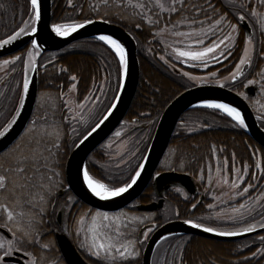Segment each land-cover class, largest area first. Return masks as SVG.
Segmentation results:
<instances>
[{"label":"snow or ice","instance_id":"snow-or-ice-1","mask_svg":"<svg viewBox=\"0 0 264 264\" xmlns=\"http://www.w3.org/2000/svg\"><path fill=\"white\" fill-rule=\"evenodd\" d=\"M252 0H229L228 7L235 8L233 15L236 23L228 18L227 13H220L212 0H97L89 5L90 9L97 13L104 22H109L106 17L109 12L101 13V9H114L112 14L120 15L121 10L130 9L135 26L142 25L136 21H145L149 29H155L153 38L161 45L162 54L159 60L169 68L176 70L177 64L187 65L189 68L207 69L211 63L223 64L232 56L239 37L240 22L251 18L254 26L259 25V30L264 33V0H256L257 7H248ZM71 6V0H69ZM246 10V11H245ZM42 21L41 0H30V16L23 21V26L13 35L6 39H0V49L22 37H35L38 26ZM96 21L88 18L71 23H54L51 31L56 36L67 37L79 29L93 25ZM97 40L114 49L118 62L123 67V75L129 74L128 53L123 43L113 35H99ZM30 48L26 52L25 72L35 71L37 68L36 57L39 55L40 44L33 38L27 42ZM35 50V51H33ZM149 54H154L153 49H147ZM254 42L253 36L248 35L245 40L242 54L234 64L227 76L219 78L217 71H212L209 76L193 75L189 71L180 70V75L197 84H218L225 87L226 83H235L238 79L245 78L247 69L253 62ZM21 60V55L14 58L4 59L3 65L15 64ZM67 71V69H61ZM211 77V79L209 78ZM71 84L69 92L61 91L60 99L63 103L59 106L63 114L64 106L68 107L69 114L62 115V122L55 124L49 121L48 114L39 117V122L33 120L26 135L29 142L26 146L16 144L5 157H0V264H10V261L19 256L16 264H61L59 259L47 255L54 248V242L45 238L44 225L47 223L46 216L49 209L55 208L57 193L63 191L66 196L65 211H71V205L76 203L68 194V189L63 180V159L68 142L79 148L97 131V129L113 114L111 110L100 121L89 127L90 115H85V109L91 113L95 107L93 98L99 100L94 92L87 96H77L71 100H63L70 93H78L76 75L70 74ZM106 80V78H105ZM259 86V91L264 94V69H261L254 78H248L243 88ZM63 89V85L58 86ZM93 87L106 98L103 83ZM119 87L117 92H119ZM29 92V80L25 76L22 82V95L19 99V109L25 103V97ZM245 100L250 97L244 92H239ZM120 97L115 96L110 104V109H115ZM260 109H264V103L257 100ZM89 105L92 107L89 108ZM204 108L221 110L235 122L234 126L247 128L245 116L238 107L229 103L207 100L202 105ZM43 107V106H42ZM54 110L57 105L51 106ZM20 112L17 110L10 121L0 127V138L5 137L17 123ZM264 122V111L257 117ZM80 124L85 128V134L74 126ZM70 127V132L65 131L63 124ZM129 122H125L127 124ZM135 124V122H132ZM117 138L121 132L115 133ZM77 137H80L77 143ZM23 139V138H21ZM128 141H123L122 146L127 147ZM109 149L112 144L107 145ZM224 149H219L223 152ZM123 156V152H117ZM135 155V152H132ZM210 157L214 161L206 164L207 169V192L215 184L221 189L220 194H214L215 202L208 203V209H217L220 205L227 207L216 211V219H226L237 227L221 230L216 227L206 226L203 223L185 219L184 223L192 228L200 229L205 233H212L220 237H238L248 233L264 229V183L258 177H264V166L258 158L254 165L247 163L238 164L235 152L231 153V171H229V157L218 156L217 146L211 145ZM255 155V153H253ZM126 162V161H125ZM179 167L184 163L177 161ZM119 167V164H117ZM250 168L258 171H252ZM134 175L122 185H110L94 178L88 165L78 167L77 174L82 176V183L92 196L100 201H111L127 193L141 177L144 170L143 162L137 165ZM160 173H157L159 176ZM205 169H201L199 179L205 181ZM247 181V182H246ZM243 185V186H242ZM253 189L256 195H251ZM182 192V189H177ZM187 199V196H185ZM199 201L192 203L191 208L196 209ZM179 216V210L175 213ZM256 215L261 217L256 222H251ZM206 217H201L205 219ZM212 218V217H207ZM152 217H139L129 215L126 212L111 214L100 209L88 208L75 215L71 223H65L61 231L66 232L72 238V242L88 257L93 258L95 264H140L143 246L149 240L150 233L155 230V225L147 227L145 221H151ZM146 229V230H145ZM170 237H164L168 240ZM260 247L252 253L253 257H264V235L258 237ZM250 245L246 244L245 247ZM183 246L173 245L166 249L163 257L158 259L157 264H184ZM245 259H249L245 257ZM209 264H213L210 260Z\"/></svg>","mask_w":264,"mask_h":264},{"label":"trees","instance_id":"trees-1","mask_svg":"<svg viewBox=\"0 0 264 264\" xmlns=\"http://www.w3.org/2000/svg\"><path fill=\"white\" fill-rule=\"evenodd\" d=\"M96 2L97 0H78V3L74 6L71 0L70 6L69 0H52V24L71 23L72 21H82L88 18H100L97 13L93 12L89 7L90 4ZM228 3L229 0H223L222 13H227L228 18L236 23V17L233 15V11L236 9H230L227 6ZM248 7L250 6L248 5ZM105 11L109 12V15L106 17L108 21L125 27L134 36L138 46L141 75L137 93L127 116L120 127L115 131L116 133L126 121L129 122L128 124L131 125L132 128L128 135H131L133 138L130 150L121 156L120 159H113L107 155L108 153L102 148V145L89 156L87 165L94 178L100 179L102 182L109 183L110 185H122L124 182L128 181L131 175H134L135 170H138L137 165L143 161L157 122L164 109L178 94L195 86V84L189 82L182 75H177L172 71L168 73L162 72L163 69H161L157 61L162 50L153 46V42L150 43L154 36L153 31L155 29L150 30L145 21H136L142 25L140 28H137L130 9L121 10L120 15L112 14L114 9H101V13ZM29 16L30 0H0V39H6L9 35L15 34V32L23 26V21L29 19ZM248 20L251 22L254 31L256 56L245 78L235 83L225 84L226 87L237 92H242V85L246 83V80L248 78H254L255 74L264 66V57H262V54H264V39L263 41L261 40V42L257 39L259 33L256 30V25L254 26L251 18H248ZM260 34L263 35L264 33L261 32ZM245 40V33L240 27L239 37L236 41V47L233 50L232 56L229 57L228 60H224L223 64L216 65V63H214L216 67L210 69V71L219 70V78L227 76L230 70L233 69L234 64L238 62L242 54ZM150 44L154 51L153 57H142V50H147ZM55 58H57V60L54 61ZM51 60V64L44 66ZM16 66L17 64H15L13 68H18ZM61 69H67V71H61ZM188 70L192 73H199L198 68H189ZM121 73L122 67L118 62L116 54L108 45H105L97 39L80 40L58 53L42 54L39 58L38 102L29 126L32 124L33 120L39 122V117L45 113L48 114L50 122H54L55 124H60L62 122V115L66 114V111L65 106L63 108V114L59 110V106L63 103L60 99V93L61 91L64 93L67 92V89L72 84V81L69 80L70 74L76 75L78 78V93H76L75 96H77V94L81 97L89 95V92L93 88L94 81L96 85H100L101 83H103V85L105 84L104 90L106 92V98L102 96V101L95 110L90 113L89 127L94 125L108 111L110 104L113 102V98L117 94V88L120 85ZM60 85H63V89L58 87ZM14 88L13 97L16 103L14 105H5L2 107L0 105V127L10 121L11 117L15 115V112L19 108L18 102L22 93L21 89L19 91L17 87V78L14 83ZM97 94L101 96L100 92ZM250 99L249 103L253 107L252 99ZM53 104L57 105L55 110L51 107ZM132 122H135L137 126H133ZM259 122L264 128V122L261 120ZM182 123L185 125L200 124L207 128L206 130L208 133L201 136V138L198 135L185 134L186 129H184V126L182 127ZM234 124L235 122L220 110L200 107L185 112L177 124L168 149L157 171H177L189 173L199 178L200 170L205 169V179H207L206 164L215 160L214 157H210L209 155L211 145L213 144L217 146L218 156L227 155L229 157V171H231V153L233 152L236 154L238 164L242 166L247 163L251 166L254 165L258 159L256 155L258 152L257 150H259L261 153L262 166H264V149L257 147L258 149H254L256 153L253 155L252 151L247 148L253 145V140L250 139L243 128L236 127ZM74 126L76 127V124H74ZM142 126H145V128ZM63 127L65 131L70 132V127L66 123L63 124ZM77 128L80 130L81 134H85V128L81 127L80 124H78ZM27 130L21 137L23 139L20 138L12 147L0 154V157H5L9 153V150L18 143L26 146L30 138L26 135ZM196 137H198V139H196ZM79 139L80 137H77V143ZM73 148L74 145L68 142L63 159V180L66 188L65 165ZM221 148L224 149L222 153L219 152ZM132 152H135V155H132ZM127 157L128 160L123 165L117 167V164ZM177 161L183 162L184 166L179 167ZM251 170L258 171L254 168H250V171ZM258 179L261 180V183H264V177H258ZM67 189L68 194L74 197L71 190L69 188ZM150 197L155 199L151 187H148L141 196V200L143 203H148L152 200ZM65 198V194L62 197L57 195L55 208H50L49 215L46 216L47 223L44 225V229L51 232V234L52 231L57 228L55 220L56 213L59 208H61L60 206L64 204L61 203V201H65ZM83 206L89 208L86 205ZM177 218L178 217H176V219ZM172 219L175 218L164 221ZM260 219L261 217L256 215V220L258 221ZM51 234H48L47 239L55 242V239L51 238ZM174 238L180 243L185 240L186 237L177 236ZM169 241L170 239L166 240L164 244H167ZM196 242H201V239L196 238ZM197 251L200 250L198 249ZM210 251L214 250L211 248Z\"/></svg>","mask_w":264,"mask_h":264},{"label":"water","instance_id":"water-1","mask_svg":"<svg viewBox=\"0 0 264 264\" xmlns=\"http://www.w3.org/2000/svg\"><path fill=\"white\" fill-rule=\"evenodd\" d=\"M73 1L74 5H76L78 0ZM52 6V0H41L42 21L38 26L36 36L22 37L11 45H7L0 49V58L18 52L26 45H29L27 42L33 38L37 39L40 44L39 52L46 53L60 51L72 43L83 39H96L99 35L107 34L113 35L114 38L119 39L120 42L124 44L128 53L129 74L127 78H125L122 70L120 90L116 95L119 96L120 99L115 109L109 108L113 114L108 120L101 124L97 131L93 133L83 145L79 148H73L65 165L67 185L73 194L83 203L102 211L114 212L121 210L138 199L154 178L152 182L154 192L160 200L149 204H140L138 209L147 212L156 211L163 207L165 193L170 188L178 186L187 188L188 184H193V178L186 173L166 171L160 173L159 176H154L168 149L181 116L190 109L202 107L201 105L207 100L229 103L232 106L238 107L245 116V121L248 125L247 128H244L245 132L254 141L264 147V129L260 126L257 116L247 100L238 95L236 91L226 86L221 88L218 84L196 85L177 95L161 114L144 157V170L137 184L133 185L127 193L122 194L120 197L113 198L111 201H100L98 198L92 196L86 186L83 185L82 176L77 174V169L78 167L86 165L88 157L113 134L125 119L135 98L140 81L138 47L135 38L124 27L110 21L104 22L102 19H93L96 21L93 25H88L83 29H79L67 37L56 36L55 33L51 31ZM241 25L247 36L252 35V30L247 20L242 22ZM26 77L29 80V92L25 97L23 108L19 109L20 115L17 118V123L5 137L0 138V154L9 149L21 137L33 115L38 98V67L34 72L28 71ZM257 89V86H249L245 89V92L252 97L255 95ZM63 194V191L59 193L60 196ZM262 231H264V229L258 228L256 232L238 237H220L212 233H205L200 229L192 228L190 225L185 224L184 220L169 221L157 228L148 240L143 254V264H152L153 253L156 247L163 241L164 237L196 235L216 240H236ZM57 239L69 264L83 263L68 237L57 234ZM14 260L15 258L11 261Z\"/></svg>","mask_w":264,"mask_h":264},{"label":"flooded vegetation","instance_id":"flooded-vegetation-1","mask_svg":"<svg viewBox=\"0 0 264 264\" xmlns=\"http://www.w3.org/2000/svg\"><path fill=\"white\" fill-rule=\"evenodd\" d=\"M212 3L215 4L216 8L219 9L220 13H222L223 0H212ZM249 24L252 27V24L250 21H249ZM240 25H241V22H240ZM241 28H242V26H241ZM252 31H253V27H252ZM252 36L254 39V37H255L254 31L252 32ZM245 37H247L246 34H245ZM258 39H260V41L263 40L264 34L262 35L259 33ZM30 47H31L30 45H27L13 55H10V56L4 57V58H0V62H3L4 59L12 58V57H15L16 55H21V60L17 61L15 63V64H17L16 67H18V68H13V66L15 64H12L11 66L6 67L3 71H0V105H1V107L5 106V105H14L16 103V100L13 97L14 96V89H15L14 83L16 81V78H17V87H18L19 91L21 89V93H22V82H23V79L25 78V76L27 75V72H28V71L25 72L26 52ZM157 49H161L160 44L157 45ZM33 51H35V50H33ZM144 56L145 55L142 54V57H144ZM55 60H57V58H55L54 61ZM159 61H158V64L160 65V67L162 69L166 70L167 72L172 71L174 73L180 74L179 69L173 70V69L169 68L168 66H166L162 61H160V62ZM49 62H52V60ZM47 64L48 63H46V65ZM216 64L218 65L219 63H216ZM183 66L185 67L186 65H183ZM18 104H19V102H18ZM74 124H76V127H78L77 123L74 122ZM143 128H145V126H143ZM206 133H208V131L205 129V130L193 132L191 134L192 135H203ZM247 148L249 150H251L252 153H254V148L252 145L248 146ZM252 171H254V170L250 171V175H251ZM193 184H188L187 188H183V187H179V186L170 188L168 190V192L165 193L164 206L161 210L150 211V212H145V211L139 210L138 206L140 204H147V203L142 202V200H141V196L143 195L142 194L137 200L133 201L127 208H125L123 210H119V211L109 212V213L115 215V214H118L120 212H126L129 215H136V216H139L141 218L152 217L153 219L151 221H147V220L145 221V225L147 227H152L153 225H155V230H156L162 224L167 222V221H164V214H165L164 211L167 208L168 203H171L172 207H173L172 211H173L174 216L176 215L175 214L176 212H174V209L179 210V216H177L179 219H184V220L190 219V220H193L195 222L203 223L206 226L216 227V228L221 229V230H228V229H232V228L237 227V225L232 224L231 222L227 221L226 219H216L215 218V212L227 207V205H220V207L217 209H208L206 207L208 203L215 202L213 200V195L214 194H220L221 189L216 188L215 184H213L212 188L206 192L205 189L208 188L207 179H205V181H201L199 178H196L194 176H193ZM148 187H151L153 194H154V197H155V199H152L150 197V199H152V200L148 203L157 202L159 200V198L155 196L153 185L149 184ZM178 188L182 189L183 191L178 192L177 191ZM250 194L256 195L257 190L253 189ZM185 196H187V199L185 198ZM74 198H75L74 200L76 201V203H74V205H75L74 209H71V211H65L66 207L63 206L57 211L56 217H55L57 228L52 231V234L48 230L44 231L46 239L48 237V234H51V238L55 239V242L53 241L54 242V248H53L52 252L47 253V255L54 257L56 259H59L61 261V264H69L67 262V259L64 255V253H63V251L59 245L58 239H57V234H60V235H65L66 237L69 238V240L71 241L75 251L77 252L78 256L81 258V260L83 262L82 264H95L93 258H90L86 254H84L76 246V244L72 242V238L69 237L66 232L61 231L64 224L65 223L70 224L72 219L75 217V215L77 213H79L82 210L88 209L85 206H83L86 204H84L81 200H79V198H77L76 196H74ZM197 201H199V203H197L196 209H192L191 204L195 203ZM89 208H91V207H89ZM60 212H61V215L59 216ZM140 213H144V214H140ZM201 217H206V218L201 219ZM207 217H212V218H207ZM256 221L257 220H256V216H255V218L252 219L251 222H256ZM155 230L152 233H150L149 239L152 236V234L155 232ZM0 231H2V230H0ZM260 235H264V231L257 233V234L248 235V236L241 238V239L219 240V241L209 239L206 237H199L196 235H184L186 237L185 241H184L183 248H182L183 257H184V264H209V262H207L204 258H202V257L197 258L198 257V253H197L198 251L197 250L199 249L201 251H203V250H209L210 251L211 248L214 251H210V252L217 255V264H258V263L264 264V257H260V256L253 257L252 256V253L254 251H258L259 247L261 246L259 239H258V237ZM174 237H177V236L170 237V241L167 244H164V242H161L156 247V249L153 253V257H152V264H157L158 259H161L163 257V253L166 249H170L171 246L179 243V242H176V239ZM196 238L201 239V242H198L199 244L196 242ZM147 242L143 246L142 256L140 258V264H143V254H144V250H145V247L147 245ZM246 244H248L250 246L245 247ZM197 246H200V247H197ZM244 248H246V249H244ZM241 250H243V251H241ZM201 251L199 252L200 256H202ZM245 251H248V254L250 255V257H248L249 259H247V260L241 259L240 260L238 257L240 255L239 253L243 252L241 255H244ZM194 255H196V257H194ZM17 260H22V258L17 256L14 261L10 262V264H16Z\"/></svg>","mask_w":264,"mask_h":264},{"label":"rangeland","instance_id":"rangeland-1","mask_svg":"<svg viewBox=\"0 0 264 264\" xmlns=\"http://www.w3.org/2000/svg\"><path fill=\"white\" fill-rule=\"evenodd\" d=\"M198 2H200V3H203V1L202 0H198ZM252 4V5H251ZM251 4H249L250 5V7H257V3H256V0H252V3ZM233 23H235V22H233ZM242 25H240V27H241ZM240 27H239V33H240ZM242 30H243V27H242ZM256 30H257V32L258 33H261V31L259 30V25L257 24L256 25ZM155 32V30L153 31V33ZM258 36H259V34H258ZM258 36H257V39H258ZM84 40V39H83ZM258 40H260V39H258ZM158 40H156V39H154V38H152L151 39V42L150 43H154V45L153 46H155V47H157V45L158 44H160L159 42H157ZM263 41V40H262ZM78 42V41H77ZM253 42H254V53H253V59H254V57L256 56L255 55V53H256V51H255V48H256V44H255V38L253 39ZM261 42V41H260ZM70 46V45H69ZM149 48H152L151 47V44L149 45V47H148V49ZM153 49V48H152ZM64 50V49H63ZM63 50H60V51H63ZM59 51V52H60ZM153 53H154V51H153ZM142 54L143 55H145V56H151V57H153V55L154 54H149L148 53V51L147 50H142ZM162 54V53H161ZM160 55V54H159ZM144 56V57H145ZM262 57H264V54H262ZM12 58H14V57H12ZM12 58H8V59H12ZM157 61H159V60H157ZM160 62V61H159ZM12 64H10V65H3L2 64V62H0V71H3L6 67H9V66H11ZM217 65V64H216ZM216 65L214 64V62L213 63H211L210 64V66L207 68V69H205V68H198V71H199V73H192L193 75H197V76H209V74L213 71H210V69H213L214 67H216ZM220 65V64H219ZM189 69V67H187V65L184 67L183 65H180V64H177V69H179V70H183V71H189L188 69ZM190 69H194V68H190ZM201 69V70H200ZM261 69H264V66L261 68ZM260 69V70H261ZM259 70V71H260ZM214 71H217V72H219V70H214ZM190 72V71H189ZM258 73V72H257ZM256 73V74H257ZM256 74H255V76H256ZM254 76V77H255ZM186 78V77H185ZM210 79H211V77H209ZM187 79V78H186ZM222 79V78H221ZM188 80V79H187ZM189 81V80H188ZM189 82H191V83H194L195 85L197 84L196 82H193V81H189ZM72 83H74V82H72ZM71 86V85H70ZM70 86H69V88L67 89V92H65V93H68L69 92V89H70ZM103 86H105V84L103 85ZM244 89L245 88H243V91L242 92H244ZM91 92H95V96H97V97H99V100L97 101V100H95L94 98H93V103L95 104V107L94 108H92V111L93 110H95V108L99 105V103L102 101V95L100 96V95H98L97 93L99 92V91H97L96 90V88H92V90H91ZM137 93V92H136ZM245 93V92H244ZM75 94L76 93H70L68 96H64L63 98H64V100H67V101H69V103H71V100L73 99V98H75L76 96H75ZM252 99V100H251ZM250 100L252 101V104H253V109L255 110V112L257 113V115H259V113L261 112V111H264V109H260V107H259V105L256 103V101L257 100H260V102L261 103H264V94H261L260 92H259V94L255 97V98H251ZM249 100V99H248ZM92 106L91 105H89V108H91ZM65 111H66V114H69V112H68V107L67 106H65ZM85 111V115H90V113H89V111H88V109H85L84 110ZM91 111V112H92ZM74 123V122H73ZM136 124H133V126H135ZM137 126V125H136ZM184 126V129H186L185 130V134H191V133H193V132H196V131H200V130H205V129H207L205 126H201L200 124H196V125H185L184 123H182V127ZM131 128H132V126L131 125H129L128 123L127 124H123L122 126H121V128L118 130V131H120L121 132V137H119V138H117L116 136H115V133L113 134V136L107 141V142H105L104 144H103V149H105L106 151H107V155L109 156V157H111V158H113V159H120L121 158V156H118L117 155V152H123L124 154L127 152V151H129L130 150V146H131V143H132V136L131 135H128V133H129V131L131 130ZM207 134V133H206ZM205 134H203V135H198L200 138H201V136H204ZM196 139H198V137H196ZM123 141H128V144H127V147L126 148H124L123 146H122V143H123ZM109 143H111L112 144V148L111 149H109L108 147H107V145L109 144ZM128 160V157L127 158H125V159H123L122 161H120L118 164H119V166H121V165H123L124 163H125V161H127ZM240 165V164H239ZM258 194V193H257ZM57 195H58V193H57ZM61 203H64L63 205H61L60 207H63V206H65V207H68L67 205H66V198H65V201L64 200H62L61 201ZM71 209H74L75 208V205L74 204H72L71 206ZM60 209V208H59ZM172 209H173V207H172V204L171 203H168V206H167V208L165 209V214H164V220H167V219H170V218H176L177 217V215H175L174 216V214H173V211H172ZM174 212H176V210L174 209ZM184 241L185 240H183L182 242H180V243H178V244H176L178 247L179 246H183L184 245ZM176 242H179V241H176ZM244 249H246V248H244ZM201 251V250H200ZM200 251H198V257L197 258H204L207 262H209L210 260L213 262V264H217V255H215V254H213V253H211L209 250H203V251H201V254H202V256H200L199 255V252ZM241 251H243V250H241ZM243 252H241V253H239L240 255L238 256L239 257V259L241 260H243V259H245V257H250V255L248 254V251H245V254L244 255H241ZM194 257H196V255H194ZM219 260V259H218ZM259 264V263H258Z\"/></svg>","mask_w":264,"mask_h":264},{"label":"bare ground","instance_id":"bare-ground-1","mask_svg":"<svg viewBox=\"0 0 264 264\" xmlns=\"http://www.w3.org/2000/svg\"><path fill=\"white\" fill-rule=\"evenodd\" d=\"M1 58H3V57H1ZM36 62H37V67L39 68V61L36 60ZM161 69H162V68H161ZM162 72H163V73H168V72H167L166 70H164V69L162 70ZM176 74H177V73H176ZM177 75H178V74H177ZM255 86H257L258 89H257L255 95L252 96L253 98H255V97L259 94V92H260V91H259V86H258V85H255ZM182 92H183V91H182ZM245 94L248 95L246 92H245ZM178 95H179V94H178ZM248 96H249V95H248ZM249 97H251V96H249ZM249 104H250V103H249ZM250 106H251V104H250ZM251 107H252V106H251ZM252 109H253V107H252ZM253 111L255 112L254 109H253ZM255 114L257 115L256 112H255ZM257 116H258V115H257ZM259 121H260V119H259ZM29 124H30V123H29ZM260 126H261V124H260ZM28 127H29V125L27 126V128H28ZM261 127H262V126H261ZM27 128H26V130H27ZM262 128H263V127H262ZM263 129H264V128H263ZM249 137H250V136H249ZM250 139H252V138L250 137ZM252 140H253V139H252ZM253 142H254V143H253L252 146H253L254 149H256L257 147L264 149V147L261 146L260 144H258L256 141L253 140ZM257 149H258V148H257ZM257 149H256V150H257ZM257 151H258V152H257V155H256V156H257V158H260V159H261V153H260L259 150H257ZM254 153H256L255 150H254ZM261 161H262V159H261ZM167 192H168V191H167ZM167 192H166V193H167ZM63 195H64V194H63ZM63 195H62V196H63ZM62 196H61V197H62ZM164 197H165V196H164ZM73 198H74V197H73ZM74 199H75V198H74ZM164 199H165V198H164ZM173 220H179V218H177V219L175 218V219H172V220H169V221H173ZM169 221H167V222H169ZM167 222H166V223H167ZM164 224H165V223H164ZM162 225H163V224H162ZM45 228H46V227H45ZM44 230H45V229H44ZM199 237H201V236H199ZM213 240H216V239H213ZM217 241H219V240H217Z\"/></svg>","mask_w":264,"mask_h":264}]
</instances>
